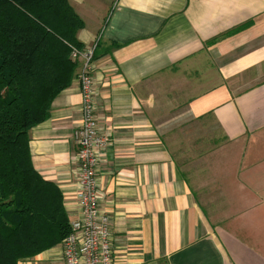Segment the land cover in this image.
<instances>
[{"label": "crops", "instance_id": "crops-1", "mask_svg": "<svg viewBox=\"0 0 264 264\" xmlns=\"http://www.w3.org/2000/svg\"><path fill=\"white\" fill-rule=\"evenodd\" d=\"M68 2L83 20L78 40L97 42L96 114L110 138L99 205L113 264H264V0ZM78 72L29 130L32 164L60 188L69 222L79 215ZM168 74L194 76L186 112L218 120L225 141L211 154L208 195H197L154 124L155 80ZM17 264H64L61 241Z\"/></svg>", "mask_w": 264, "mask_h": 264}, {"label": "trees", "instance_id": "trees-1", "mask_svg": "<svg viewBox=\"0 0 264 264\" xmlns=\"http://www.w3.org/2000/svg\"><path fill=\"white\" fill-rule=\"evenodd\" d=\"M82 26L68 0H0V264H17L71 231L60 188L32 164L29 130L70 85Z\"/></svg>", "mask_w": 264, "mask_h": 264}, {"label": "built area", "instance_id": "built-area-1", "mask_svg": "<svg viewBox=\"0 0 264 264\" xmlns=\"http://www.w3.org/2000/svg\"><path fill=\"white\" fill-rule=\"evenodd\" d=\"M97 42L79 50L72 47L71 57L79 63L77 75L81 94V119L72 133L77 146L75 182L79 215L70 221L71 231L62 241L64 264H113L111 218L99 205L102 191L98 168L110 138L99 125L96 114V81L92 75Z\"/></svg>", "mask_w": 264, "mask_h": 264}, {"label": "rangeland", "instance_id": "rangeland-1", "mask_svg": "<svg viewBox=\"0 0 264 264\" xmlns=\"http://www.w3.org/2000/svg\"><path fill=\"white\" fill-rule=\"evenodd\" d=\"M161 77L154 84L157 99L154 124L197 195H208L211 154L214 148L225 142L218 120L209 117L195 119L186 112L185 99L190 92L187 87L193 75L168 74ZM243 79L235 78L236 86L242 87Z\"/></svg>", "mask_w": 264, "mask_h": 264}]
</instances>
